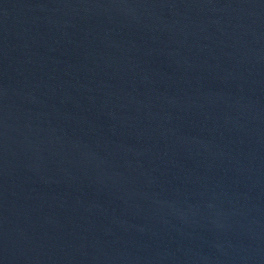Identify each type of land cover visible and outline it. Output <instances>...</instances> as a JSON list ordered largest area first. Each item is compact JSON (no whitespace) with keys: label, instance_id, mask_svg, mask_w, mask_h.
Returning <instances> with one entry per match:
<instances>
[{"label":"water","instance_id":"95a60500","mask_svg":"<svg viewBox=\"0 0 264 264\" xmlns=\"http://www.w3.org/2000/svg\"><path fill=\"white\" fill-rule=\"evenodd\" d=\"M7 2H8V0H0V19L2 17L4 10H5Z\"/></svg>","mask_w":264,"mask_h":264}]
</instances>
